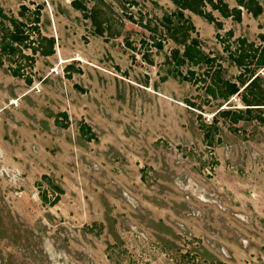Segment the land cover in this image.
Listing matches in <instances>:
<instances>
[{
    "label": "rangeland",
    "instance_id": "rangeland-1",
    "mask_svg": "<svg viewBox=\"0 0 264 264\" xmlns=\"http://www.w3.org/2000/svg\"><path fill=\"white\" fill-rule=\"evenodd\" d=\"M71 1L0 0L20 20L36 12L53 38L52 53L24 68L29 82L0 64V264H178L176 247L193 243L205 264H264V126L218 116L219 141L204 143L200 121L243 105L238 95L207 103L175 73L178 46L158 24L170 0ZM241 8L236 22L205 5L220 30L183 11L231 80L238 69L222 46H264V13Z\"/></svg>",
    "mask_w": 264,
    "mask_h": 264
},
{
    "label": "trees",
    "instance_id": "trees-1",
    "mask_svg": "<svg viewBox=\"0 0 264 264\" xmlns=\"http://www.w3.org/2000/svg\"><path fill=\"white\" fill-rule=\"evenodd\" d=\"M170 2L174 5V10L163 14L158 24L165 37L178 46L169 50V60L175 73L190 84L202 87V92L207 97L205 100L207 103L209 100L221 101L220 103L217 102V106H219L230 97L238 95L243 105V108H220L213 114L209 123L200 121L199 125L202 129L204 143L211 145L219 141V138L214 137V133L217 131L216 118L218 116L222 119H227L231 124H235L239 120H255L264 126V46H254L243 37L235 38L236 46L233 50H229V46L224 44L222 49L227 51L231 64L238 69V72L233 80L223 78V68L216 62L219 56H210L200 48L198 38L191 35V32L194 31V26L183 13L184 10H188L202 17L208 23H212L216 30H220V20L206 10L205 5H209L222 18L229 17L236 22L240 20V9L238 7L229 8L222 0H170ZM236 3L252 16H256L261 12V5L257 0H236ZM71 4L77 9H84L75 0H72ZM25 10H27V7L20 4L18 14L23 15ZM37 22L38 16L36 12H34L31 20L26 22L7 15L0 7V64L3 59L9 61V64H12L8 66L10 74L12 76H23L26 82H29L30 78L27 72L23 75V70L26 66H31L33 55L38 53L46 56L52 53L53 38L40 35L36 26ZM31 34L34 36L32 37ZM225 35L231 37V30H226ZM258 36L261 39L264 38L262 33ZM215 37L221 39L217 32ZM154 46L160 48V40ZM24 48L29 49L30 53H25L23 51ZM183 65L188 67L184 74L179 70V67ZM194 67L198 68L196 72L193 69ZM199 67H202L200 72H198ZM259 68H261V71L257 72L256 70ZM185 101L188 106L195 108L193 102ZM87 130V128L84 129V131ZM42 177L45 178V175H42ZM48 187L54 189L56 195L61 192V188L57 185L48 184ZM38 197L42 202H45L46 190L38 192ZM55 198L56 196L53 200ZM160 244L164 249L163 251L166 248L165 244L171 245L167 241H163ZM194 245L196 243H193L192 250L187 248L183 251H177L176 247L178 264L206 263L207 260L203 257L210 256V254L201 245L198 244L196 247ZM107 247L110 249L112 246L108 245Z\"/></svg>",
    "mask_w": 264,
    "mask_h": 264
},
{
    "label": "crops",
    "instance_id": "crops-1",
    "mask_svg": "<svg viewBox=\"0 0 264 264\" xmlns=\"http://www.w3.org/2000/svg\"><path fill=\"white\" fill-rule=\"evenodd\" d=\"M223 1V0H222ZM258 1V0H257ZM223 2H225V1H223ZM226 3V2H225ZM258 3L261 5V12L258 14V15H256V16H252L249 12H247L246 10V14H248V15H250V17L252 18V19H254V20H258L259 19V17H261L262 16V14L264 13V1H262V2H260V0L258 1ZM227 4V3H226ZM234 5V0L233 1H230L229 2V4H227V6L230 8V7H238L239 9H240V20L238 21V22H241L242 20H243V13L241 12V7L239 6V5H237L236 4V0H235V5ZM229 18V17H228ZM221 26H222V22H221ZM262 33V32H261Z\"/></svg>",
    "mask_w": 264,
    "mask_h": 264
}]
</instances>
